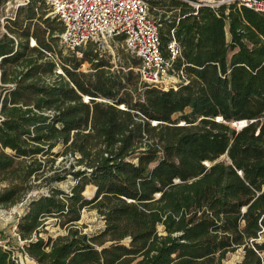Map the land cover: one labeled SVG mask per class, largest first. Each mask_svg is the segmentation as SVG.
<instances>
[{"label": "trees", "instance_id": "obj_1", "mask_svg": "<svg viewBox=\"0 0 264 264\" xmlns=\"http://www.w3.org/2000/svg\"><path fill=\"white\" fill-rule=\"evenodd\" d=\"M148 4L162 54L172 37L179 46L173 65L187 82L176 89L142 80L140 58L122 45L118 63L96 42L63 54L56 18L35 0L6 18L0 82L14 85H0V206L47 187L16 222L21 252L38 264H223L238 248L235 264H264V13ZM68 177L64 191L56 183ZM84 208L100 230L80 228ZM49 218L64 233L42 235ZM0 264L27 263L0 245Z\"/></svg>", "mask_w": 264, "mask_h": 264}, {"label": "built area", "instance_id": "obj_2", "mask_svg": "<svg viewBox=\"0 0 264 264\" xmlns=\"http://www.w3.org/2000/svg\"><path fill=\"white\" fill-rule=\"evenodd\" d=\"M28 1L26 0L24 4ZM43 2L63 25L58 38L60 44L67 50L74 51L87 42L99 44L120 37L121 45L140 58L137 69L146 83L163 89H176L179 84L187 82L183 70L175 69L173 65L175 57L179 54V46L173 37L166 46L168 54L164 56L161 52L159 23L150 14L149 0H43ZM203 4L214 8L236 4L264 13V0H203ZM194 5L197 7L199 3ZM34 43L31 40L30 45ZM0 85L13 87L14 84L0 82ZM234 125L239 129L240 124L237 125L235 122ZM2 186L3 183L0 182V189ZM34 195L29 191L12 205L11 211L17 215L16 222ZM13 230L17 239L23 243L16 232V223ZM0 245L7 247L1 240Z\"/></svg>", "mask_w": 264, "mask_h": 264}, {"label": "rangeland", "instance_id": "obj_3", "mask_svg": "<svg viewBox=\"0 0 264 264\" xmlns=\"http://www.w3.org/2000/svg\"><path fill=\"white\" fill-rule=\"evenodd\" d=\"M25 1L26 0H3L0 3V23H1L0 33L1 34L7 32L6 27L4 26L7 21L6 18L15 16L16 10L18 8L27 6V3L24 4ZM35 6H36L35 11L39 14L43 13V18H46V17H49L50 19L56 18L50 13V10L48 9L47 5L42 0H35ZM150 14L152 13L150 12ZM37 25L40 28H44V24L36 20L31 22L30 28L33 29L37 27ZM53 26H54V36H58L59 34L58 29L62 26V23L58 19H55ZM31 40L35 42L34 38L30 36L28 39L29 46H33V45H30ZM55 42L57 44V47L62 50L63 54H67L68 52L72 51V50H67L66 48H64L60 44L58 37ZM35 44L36 43H34V45ZM86 44L82 46H85ZM96 45H98L102 53L110 54L112 62L118 63L119 55L117 53V49L121 48V44L117 39L114 38L111 40L103 41ZM78 55L80 54L78 53ZM114 67H116V65ZM81 70L87 71L88 64L87 63L82 64ZM55 72H62L59 64L56 65ZM166 86H169V84H166ZM1 93L2 92L0 91V94ZM87 99H88V96H85L84 100H87ZM230 124L231 126L235 127L234 122H231ZM54 150L61 151L62 147L58 146ZM6 151L10 152L9 149H6ZM73 157H74L73 155L67 154L65 156L66 158L65 161H67V163L74 162ZM62 158L63 156L60 155L57 158L56 163L59 162ZM76 167H79V166H76ZM72 184H73V180L70 177H68L64 181L56 183V185L64 191H69L70 186ZM46 190H47V187H39V188H34L31 191L33 192V194H35L33 196L35 197L39 193L45 192ZM94 191H95V187L93 185H87L84 189L83 194L86 197L91 198L94 195ZM12 207L13 206H10V207L0 206V240L3 241L4 244L9 246V248H11L13 256H15L20 262H24L27 264H38L33 259H31L27 254H24L23 252H21V245L23 243H21L19 239H17V236L15 235L14 230H13V225L16 223L17 215H15L11 211ZM52 222H53V218H49L48 220H46L45 229L47 230V233H42V235L46 236L47 234H50L52 237H54L58 234L64 233V230L62 228L57 227V226L56 227L52 226ZM78 225L80 226L81 229H83L84 232H95V231L100 230L103 227V220L94 208H84L81 211V217H80V220L78 221ZM158 229L161 230L162 227L159 226ZM259 240L264 241V232L260 235ZM242 254H243V251L241 248H238L235 251L228 252L226 254L225 259L223 260V264H235L242 258ZM262 255L264 258V252L262 253Z\"/></svg>", "mask_w": 264, "mask_h": 264}, {"label": "water", "instance_id": "obj_4", "mask_svg": "<svg viewBox=\"0 0 264 264\" xmlns=\"http://www.w3.org/2000/svg\"><path fill=\"white\" fill-rule=\"evenodd\" d=\"M242 120H244V122L241 124V120H237V123L239 124L240 123V127L239 128H241V127H243V126H245L246 124H247V120H245V119H242ZM234 123L236 122V121H233Z\"/></svg>", "mask_w": 264, "mask_h": 264}, {"label": "bare ground", "instance_id": "obj_5", "mask_svg": "<svg viewBox=\"0 0 264 264\" xmlns=\"http://www.w3.org/2000/svg\"><path fill=\"white\" fill-rule=\"evenodd\" d=\"M244 122V120H241V124ZM236 124L238 125L237 121H236ZM240 124V123H239Z\"/></svg>", "mask_w": 264, "mask_h": 264}]
</instances>
